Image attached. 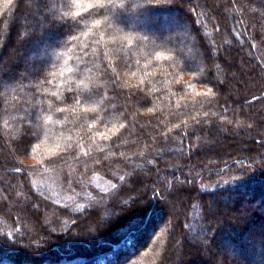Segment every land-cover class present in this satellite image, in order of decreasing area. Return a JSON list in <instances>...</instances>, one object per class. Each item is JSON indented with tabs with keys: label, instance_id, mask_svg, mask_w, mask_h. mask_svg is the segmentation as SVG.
I'll use <instances>...</instances> for the list:
<instances>
[{
	"label": "trees",
	"instance_id": "16d2710c",
	"mask_svg": "<svg viewBox=\"0 0 264 264\" xmlns=\"http://www.w3.org/2000/svg\"><path fill=\"white\" fill-rule=\"evenodd\" d=\"M220 1L0 2V264H184L199 253L183 227L191 220L211 231L210 248L231 245L228 259L264 264V0ZM233 4L241 19L223 9ZM216 30L231 41L221 53ZM215 58L230 85L216 80ZM99 172L118 180L99 192ZM133 190L144 205L89 231L98 201L129 203ZM32 203L50 226L73 224L71 237L53 235ZM166 204L173 230L131 253ZM121 253L131 255L121 263Z\"/></svg>",
	"mask_w": 264,
	"mask_h": 264
},
{
	"label": "rangeland",
	"instance_id": "374dc122",
	"mask_svg": "<svg viewBox=\"0 0 264 264\" xmlns=\"http://www.w3.org/2000/svg\"><path fill=\"white\" fill-rule=\"evenodd\" d=\"M213 2H214V5L216 7L219 5V3L221 5L223 4V2L222 1L219 2V0H213ZM239 7H240L239 5H234V4L232 6L231 5H229V6L223 5V9H226L229 15L234 14L235 17H239L241 19V17H243V16H241V14H240ZM197 11L201 12L200 9H197ZM202 12L204 13V16L200 15L198 18V21H201V23H202L201 28L206 31L207 25H205V23H206L205 21H207V15L208 14L206 13V10L204 8H202ZM209 16H210V13H209ZM209 39H210L209 41L212 44H213V40L217 42L219 53H221L223 47L225 48L226 44L231 43V41H223L224 45H221V42L217 36V30L214 32V35H212V37ZM212 47L213 48L215 47L214 44ZM2 56H3V54L0 53V60L2 59ZM214 56L216 57L215 53H214ZM220 62L223 65V67L221 69L222 73L220 72V69L217 65L218 64L217 58H215V60L213 62V64H214L213 69H214V74L216 75V80L220 84H223L226 82V83H229V85H230V82L228 81V79L231 76V70L226 66L225 63H223V61L221 59H220ZM227 88H228V84L225 85V89H227ZM225 131H226V129H225ZM262 140H264V137H262ZM261 148H262V146L257 147V149H259V150H261ZM22 160H24L26 163L32 164L36 161V158L33 155V156H27L24 159L22 157ZM135 170H136L135 168H132V171L131 170L128 171V173H126V177H128V176L131 178L134 177L135 176V174H134ZM114 173H116V172H114ZM115 178H116V175L113 173L105 175L104 173L99 172V173H95L93 175L92 182L94 184L95 189L99 190V192H102L103 190L107 189L108 187L112 186L114 183L117 182L118 179H115ZM34 184H35V186L39 185L40 187H43L44 190H46L50 195L55 197V193H56L55 188L54 189L49 188L50 185L48 183L44 182L43 180H37L36 183H34ZM125 186L129 187V186H131V184L128 183ZM85 189L86 190H84V191L86 192L88 189L87 188H85ZM132 192H133V194H132V197H131L129 203L125 202V200H123V199H120L116 204L113 205V203H112L114 200L113 198L108 199V200L107 199L100 200V202L98 201L96 203L95 207L93 208V210H94L93 212H96L98 215V222H96V226H93L94 223H90L87 226L89 231L92 233H95L96 230L101 232L102 230H104L108 226V224H118V222H120V220L123 219L125 214H127L130 210L134 211L137 208H139L140 206L144 205V203L147 202V201H145L147 198L145 199L142 195L140 196V194L137 192V190H133ZM71 197L72 196L69 193L67 195L66 199H72ZM152 197L153 196H151V198L149 199L150 201L153 199ZM155 198L158 199V201H159V199L160 200L164 199V197H162V196H160V197L156 196ZM150 201H148V203ZM165 203H166V200H165ZM158 206H157V208L160 209V206L159 207ZM165 206H166V208H164L165 211L163 213L158 212L157 216L155 218H152V220L149 224V228H147L142 233L137 235L138 236V238H137L138 243L137 244L135 242L136 240H134L131 244H130V242H128V245H129L128 247H130V249H131L129 251H132L131 253L136 255L137 251L139 250V249H137V247L140 244V242H142V240H143L144 241L143 243H146L150 237L151 232H153L154 230L163 229V230H165V233H167V234L170 230H173L174 225L172 223V226H171V220H170L172 218V210H170L168 208V204H166ZM32 207L35 211L41 212L42 220L44 221L45 224H47L48 229L50 230V232L53 233V235H59L60 238L63 237L64 239L65 238L68 239L71 237V235H72L71 233L74 229V225L73 224L70 225V222L68 223L67 219H63V220L61 219V221L58 222V224H56L55 226H50L48 224L50 222V220H49L50 217L48 214L43 213L42 207H39L35 203H32ZM196 207H197V205L191 206L190 210L192 213V216H191L192 219L198 218V216L201 215V212L199 213V215H196ZM147 210H148V208H146L142 212L140 220L143 219V217L147 213ZM219 212L226 213V209H223ZM17 215H18V218H20V214H17ZM86 216H88V215L87 214L82 215L81 218L83 219ZM194 222L195 221L191 220L190 223L183 224V227L185 230L187 229L190 231L188 233H193V236L189 237V240H190L191 245L194 248L199 249V253H198V257L196 256V257H193L192 259L190 258V261L184 260L185 261L184 264H201V262L204 259H208V261L211 262V264H224L225 261H226V264H242V263H245L243 261V259H241V258H233L232 257L231 259H228V254L231 250V245L228 242H224L220 245H217L216 247L212 246V248H210L211 242L209 241V234H211V231L207 230V228L204 224L200 223V225H197ZM219 223H220V221L219 222H213L212 225L215 226ZM257 231H260L259 235H262V237L264 238V232L262 233L263 230H261L260 227L257 228ZM177 232H178V234H180L179 231H177ZM181 235L183 236L182 246L178 249L174 248V251H173L174 254L173 255L175 257H178V256L181 257L183 252H184V249H185L184 232H182ZM195 236L196 237L198 236L197 239L196 238L194 239ZM52 239L59 240V239H56L55 237H53ZM35 244L39 245L41 243H35ZM162 252H159V253L161 254ZM120 255H121V257L119 256L120 260L122 259L120 262L122 263V261L124 259L128 258V256H130L131 254L126 255L127 257H125V258H124L122 253ZM222 255L225 256V259H226L224 262L221 259ZM162 262H165V261H163V259H162ZM165 264H173V263H172V261L167 259Z\"/></svg>",
	"mask_w": 264,
	"mask_h": 264
},
{
	"label": "snow or ice",
	"instance_id": "6c2138e0",
	"mask_svg": "<svg viewBox=\"0 0 264 264\" xmlns=\"http://www.w3.org/2000/svg\"><path fill=\"white\" fill-rule=\"evenodd\" d=\"M0 2H2L5 6H7V5H11L14 2V0H0ZM94 5L102 7L104 5V0H94V4L93 3H89L87 5V7L88 8H93ZM98 23H99V21H97V24ZM157 59H159V57H157ZM76 101H77V103H80L79 97H76ZM61 111H63V109H61ZM49 119H51V118L49 117ZM121 127H123V125H121ZM104 138L107 139V136H105ZM70 146L71 145H69V147Z\"/></svg>",
	"mask_w": 264,
	"mask_h": 264
}]
</instances>
